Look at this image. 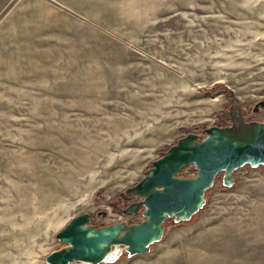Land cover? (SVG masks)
I'll list each match as a JSON object with an SVG mask.
<instances>
[{
  "label": "rangeland",
  "instance_id": "rangeland-1",
  "mask_svg": "<svg viewBox=\"0 0 264 264\" xmlns=\"http://www.w3.org/2000/svg\"><path fill=\"white\" fill-rule=\"evenodd\" d=\"M230 93L247 120L264 121V108L253 112L264 100V0H8L0 264H44L80 212L95 226L141 220L119 211L138 197L120 194L176 138L228 124ZM234 178L222 190L218 175L193 219L166 221L147 254L113 264H264V166Z\"/></svg>",
  "mask_w": 264,
  "mask_h": 264
},
{
  "label": "water",
  "instance_id": "water-1",
  "mask_svg": "<svg viewBox=\"0 0 264 264\" xmlns=\"http://www.w3.org/2000/svg\"><path fill=\"white\" fill-rule=\"evenodd\" d=\"M237 100L229 94L228 124L205 127L202 136L189 131L176 138L152 160L143 178L124 190V197L138 199L119 211L123 216L140 214L141 220L95 226L89 212H80L55 234L62 245L45 256L44 264H113L122 256L147 254L162 240L166 221L187 222L203 209L218 175L226 189L235 184L238 169L264 166V121L247 120ZM259 107L264 108V100L253 112ZM189 166L194 174L182 176ZM96 215L103 218L106 211Z\"/></svg>",
  "mask_w": 264,
  "mask_h": 264
},
{
  "label": "crops",
  "instance_id": "crops-1",
  "mask_svg": "<svg viewBox=\"0 0 264 264\" xmlns=\"http://www.w3.org/2000/svg\"><path fill=\"white\" fill-rule=\"evenodd\" d=\"M8 0H0V13L2 12L4 6H5V3L7 2Z\"/></svg>",
  "mask_w": 264,
  "mask_h": 264
},
{
  "label": "flooded vegetation",
  "instance_id": "flooded-vegetation-1",
  "mask_svg": "<svg viewBox=\"0 0 264 264\" xmlns=\"http://www.w3.org/2000/svg\"><path fill=\"white\" fill-rule=\"evenodd\" d=\"M125 195H123L122 193L120 194V197L123 198ZM124 199V198H123ZM114 206H116L117 204H113Z\"/></svg>",
  "mask_w": 264,
  "mask_h": 264
},
{
  "label": "trees",
  "instance_id": "trees-1",
  "mask_svg": "<svg viewBox=\"0 0 264 264\" xmlns=\"http://www.w3.org/2000/svg\"><path fill=\"white\" fill-rule=\"evenodd\" d=\"M207 92H208V91H207ZM221 189H222V190H225L222 186H221ZM193 217H194V216H193ZM193 217H192V219H193ZM165 224H166V223H165ZM122 257H124V256H122ZM122 257H121V258H122Z\"/></svg>",
  "mask_w": 264,
  "mask_h": 264
},
{
  "label": "built area",
  "instance_id": "built-area-1",
  "mask_svg": "<svg viewBox=\"0 0 264 264\" xmlns=\"http://www.w3.org/2000/svg\"><path fill=\"white\" fill-rule=\"evenodd\" d=\"M192 176V175H191Z\"/></svg>",
  "mask_w": 264,
  "mask_h": 264
}]
</instances>
